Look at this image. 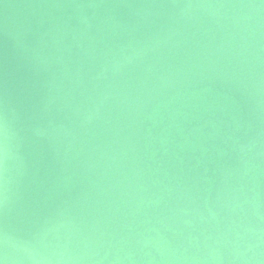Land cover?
I'll use <instances>...</instances> for the list:
<instances>
[{"label":"water","instance_id":"95a60500","mask_svg":"<svg viewBox=\"0 0 264 264\" xmlns=\"http://www.w3.org/2000/svg\"><path fill=\"white\" fill-rule=\"evenodd\" d=\"M3 264H264V0H0Z\"/></svg>","mask_w":264,"mask_h":264},{"label":"clouds","instance_id":"9594fccd","mask_svg":"<svg viewBox=\"0 0 264 264\" xmlns=\"http://www.w3.org/2000/svg\"><path fill=\"white\" fill-rule=\"evenodd\" d=\"M0 264H3V261H0Z\"/></svg>","mask_w":264,"mask_h":264}]
</instances>
